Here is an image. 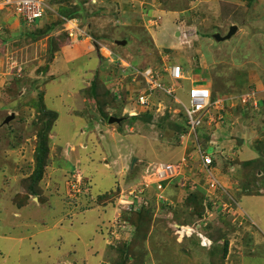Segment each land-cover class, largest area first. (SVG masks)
<instances>
[{
	"label": "rangeland",
	"instance_id": "374dc122",
	"mask_svg": "<svg viewBox=\"0 0 264 264\" xmlns=\"http://www.w3.org/2000/svg\"><path fill=\"white\" fill-rule=\"evenodd\" d=\"M44 1L49 7L38 29L8 14L0 22V36L5 41V45L0 44V76L8 72L12 80L4 78L0 86V219L16 222L17 231L22 233L19 241L23 239L0 256V264H264V1L158 0L164 9L173 11L174 21L188 20L189 25L186 37L181 35L173 43L163 38L158 45L153 44L150 31L139 27L142 23L134 28L122 25L118 13L127 8L124 0ZM76 3L81 11L76 10ZM70 14L81 30H88L92 42L100 41L89 44L94 52L88 59L83 54H70L74 44L82 40L67 33ZM150 16L148 26L152 30L161 24V18ZM84 24L95 27L97 33ZM233 24L238 29L230 39H214V34L225 35ZM122 38L127 39L124 46L113 42ZM103 40L121 50V57L114 55ZM174 52L185 57L184 71L189 76L176 92L178 100L185 101L189 83L202 78L214 98L224 99L223 118L216 121L215 131L219 137L230 139L228 146H233L236 155L230 170L231 162L223 161L205 176L212 174L220 183L223 193L216 197L220 204L229 206L218 207L219 212L218 208L210 209L205 229L195 231L203 213L208 212L204 207L201 215L190 217L191 210L185 209L184 201L188 187H173L174 180L162 192L164 199L155 201L153 211L148 210L150 215L140 213L129 219L134 231L112 237L108 215L114 217L120 193L140 182L147 162L182 159L193 150L194 143L192 136L177 139L178 129L172 121L182 123L184 117L180 116L179 103L163 91L153 92V105L147 108L152 117L148 119L144 116L147 112L135 102V94L143 90L141 78L124 81L123 89L134 90L133 94L126 95L124 90L125 95L120 90L113 94L109 87L114 79L131 73L128 66L133 63L126 56L131 55L130 60L138 56L132 59L134 63H141L139 58L143 57V63L149 57L161 59L166 55L175 63ZM61 56L70 60L68 69L58 67ZM63 69L70 76L58 74ZM90 83L94 87L90 88ZM252 89L258 105L243 106L236 96ZM158 103L164 108L154 113ZM133 108L137 113L128 116ZM10 113L16 118L2 125ZM94 115L102 116L103 122L96 119L97 125L89 126ZM107 116L123 119L108 123ZM197 132L200 134L202 128ZM202 146L212 150L208 143ZM187 155L184 164L198 166ZM250 159L255 162L244 166L243 162ZM69 172H79L80 181L83 178L79 194L69 192L68 183L73 179ZM204 173V168L193 167L185 177L202 188ZM148 193L152 197V188ZM103 194L105 198L99 200ZM215 195L211 193L210 198ZM78 197L99 203L88 204L82 212ZM51 198L55 200L47 208L34 209L36 203H47ZM236 199L238 205L234 204ZM14 207L21 212L18 218L10 217ZM98 214L103 216L98 218ZM60 217L65 219L63 227H53ZM85 220H99L98 227L94 223L85 226ZM68 221L73 222L71 229ZM34 222L38 226L48 224L49 230L35 234L29 229ZM77 233L81 238L76 239ZM198 233L211 239L212 245L203 246Z\"/></svg>",
	"mask_w": 264,
	"mask_h": 264
},
{
	"label": "built area",
	"instance_id": "2783aa9c",
	"mask_svg": "<svg viewBox=\"0 0 264 264\" xmlns=\"http://www.w3.org/2000/svg\"><path fill=\"white\" fill-rule=\"evenodd\" d=\"M49 6L44 0H0V22L3 16L6 14L20 18L25 24L31 25L35 20H40L46 13V9ZM68 34L70 37L76 36L78 39L88 38L90 35L84 33L80 26H78V21L74 18L68 20ZM78 34V35H77ZM80 35V36H79ZM128 69H131L129 76L136 78H141L143 84V90L137 91L135 94V102L142 107V111H149L147 108L149 105H153L151 102L153 98V92L156 90L163 91L168 97H172L176 103H179L181 108V113L184 117V125L186 126V131L179 134L180 140L193 137L194 149L199 160L201 168H204L206 174L210 173L213 170V162L217 159L221 151V147L217 144L216 136L213 133L206 143L212 145V150L207 151L203 148V138L198 137L197 130L204 123L210 125L216 120L222 118L221 112L223 110V100L221 98H213L211 96V91L204 85L192 83L191 86L187 89L186 100L177 99L176 92L181 87L183 80L189 79L188 74L183 70V68L178 64H167L165 67L158 66H148L141 69H135L132 66H128ZM122 79V78H121ZM170 80V82H167ZM122 82V81H121ZM119 81L117 85H114V91L116 92L117 87L121 84ZM167 82V83H166ZM254 91L242 92L237 95L242 105H254L257 106V99L254 97ZM150 107V108H151ZM160 103H158L157 108H155L154 113L161 112ZM179 112V113H180ZM136 109H131L128 111V115L136 114ZM186 157L180 159L176 163H166V162H150L146 165L145 170H143V175L140 182H137L134 186L124 189L120 193L119 201L127 209H134L133 200L142 198L143 195L149 198L148 189L153 188L154 199L163 200V190L165 185L169 183L172 179L177 177H182V180H186L188 177H185L188 173L189 164H184ZM76 171V170H75ZM183 172V173H182ZM73 175L72 181L68 183V187L72 190L69 192H75L79 189L81 174L76 172ZM212 176V174H211ZM207 177V194L209 200L210 194L216 190H222L223 188L220 183L213 179L212 177ZM82 180V179H81ZM73 184V185H72ZM183 185V183H182ZM145 204L148 203L147 200L143 201ZM207 201H205V205ZM224 205V204H223ZM228 205H224L227 207ZM208 212V211H207ZM211 215V213H210ZM119 215L114 217L113 222L111 223V235L118 238V226H119ZM208 221V218L203 216L202 223H198L195 231L201 230V226H205ZM177 225V224H176ZM178 226V225H177ZM194 232V230H193ZM201 238L202 245H209L210 240L204 237L203 234L198 233ZM203 235V236H202ZM206 241H208L206 243Z\"/></svg>",
	"mask_w": 264,
	"mask_h": 264
},
{
	"label": "crops",
	"instance_id": "0c3cea01",
	"mask_svg": "<svg viewBox=\"0 0 264 264\" xmlns=\"http://www.w3.org/2000/svg\"><path fill=\"white\" fill-rule=\"evenodd\" d=\"M260 1H264V0H260ZM261 2V3H262ZM260 3V2H259ZM264 3V2H263ZM80 6V4H77L76 3V6ZM79 6L77 7V9H79ZM101 5H98V7H100ZM123 6H126L127 8V10L125 9V10H123V11H121V13L119 12L118 14L119 15H121L120 17H121V21H122V25H124V26H128V28L129 27H132V28H134V27H138V25L140 24V23H142L139 27H142L143 29L145 28L146 29V32H151V34H152V38H153V44L155 45H158L159 43H157V42H160V40H161V42H162V40H163V38H166V40H169L171 43H173L174 41H176L175 39H181L180 37H181V35H183V36H187V35H185V32L188 30V26L189 25H186L187 24V22H188V20H186L185 22H183L182 23V20L180 21L179 20V22L177 21H174V18L172 19V15H171V13L173 12L172 10H169V9H164V7H162V6H160V3H159V1L158 0H124V2H123ZM80 10H82V7L80 6ZM102 11V10H101ZM125 11H127V12H125ZM55 12H56V10H55ZM57 13V12H56ZM150 14H152V15H155V16H157L158 18H159V21H160V18H161V21H160V25H155L156 26V28H152V30H149V26L148 25H150L151 24V16H150ZM79 15L81 16V14L79 13ZM82 17V16H81ZM80 17V18H81ZM82 20V19H81ZM153 20V19H152ZM158 21V22H159ZM119 22V21H118ZM83 23V22H82ZM121 23V22H120ZM156 23V22H155ZM183 24V25H182ZM167 27V28H166ZM84 28H86V29H94V31H93V33L95 34V32H96V28L95 27H92V25H90V24H84ZM172 28H173V30H172ZM185 28H187L186 30H185ZM175 29V30H174ZM82 31L84 32V33H87V34H89L88 33V30H83L82 29ZM179 32V34H178V36H176V32ZM192 31V30H191ZM145 32V31H144ZM97 33V32H96ZM134 34L135 35H137V36H139L140 35V33H138V32H136V31H134ZM164 35H166V37H163ZM233 36V35H232ZM231 36V37H232ZM92 37V36H91ZM91 37H90V39H88V38H83L82 40H80V41H78V42H76L75 44H74V47H73V49H71V51H70V54H71V56L73 57V56H79V55H81L82 56V54L84 55V56H86V58L88 59V56L91 54V53H93L94 51H92L91 49L89 50V48L91 47L89 44L91 43V44H93V45H98V43H100V41L97 39L96 41H95V43L94 42H90L89 40H92L93 39V37H92V39H91ZM167 37H169V38H167ZM230 37V38H231ZM229 38V39H230ZM124 38H122V39H113V42L115 43V41L116 40H123ZM86 40H88V42L86 41ZM94 40V39H93ZM226 41V40H225ZM103 42L105 43V45L108 47V49L109 50H111L112 52H113V54L114 55H116L117 57L119 56V57H121V50H117L116 48L114 49L113 47H111V46H109L107 43H106V41H104L103 40ZM103 44V43H102ZM125 44H127V39H126V43ZM168 45H169V43H167ZM174 45V44H173ZM172 45V46H173ZM169 47V46H168ZM67 51H69V50H67ZM67 56H68V54H66ZM67 56H61V60H60V65L58 66V67H61L62 65L64 66L65 65V67L68 69L69 67L67 66V63L68 62H70V60L67 58ZM174 56H175V58L178 60V61H176L175 63L174 62H171L170 61V59L168 58V56H166V55H164V56H162L161 57V59H160V56H158V58L157 59H155V58H147V61H145V62H143L142 63V61H144L143 59V57H141V58H139L140 59V62L141 63H134L133 61H132V59L135 57V56H133L132 58H131V60L128 58V57H131V55H128V56H126L127 58L126 59H128L130 62H132L133 64H141V66H146V67H148V66H158V67H165L167 64H178V65H180V66H183V65H186L187 64V62H186V59H185V57H178L177 55H176V52H174ZM174 56L173 55H171V57L175 60V58H174ZM135 58H137L138 59V56L137 57H135ZM185 59V60H184ZM150 62V63H149ZM132 64V65H133ZM149 64V65H148ZM92 65V64H91ZM96 65V64H95ZM94 65V66H95ZM97 65H98V62H97ZM1 66V65H0ZM99 66V65H98ZM183 67H185V66H183ZM85 69H87L86 67H85ZM80 70V69H79ZM60 71V70H59ZM11 73V72H10ZM58 74H61V75H63L64 74V69H63V72L62 73H58ZM94 74V72L92 73V75ZM10 75L11 74H9L8 72H5L4 74H3V76H0V82H1V84H0V86H2V84H4L5 83V79L4 78H7V79H9V81L11 80L10 79ZM67 75H69L70 76V72H68V73H66V74H64V76H67ZM92 75L90 76L91 78H92ZM12 77V76H11ZM130 78H131V76H129V75H124L123 77H122V79L121 78H116V79H114L113 80V83H112V85L109 87L110 89H112V92L114 91V85L116 84L117 85V83L120 81H122L121 82V84H119L118 86L119 87H117V90H120L122 93V95H127L128 93H131V94H133L134 93V90H124L123 88H124V84L126 83V82H128L129 80H130ZM193 80V79H192ZM191 80V81H192ZM12 81V80H11ZM55 81H56V79H55ZM114 81H116V82H114ZM124 81H126L125 83H124ZM200 82H203V83H205L206 85H207V83H206V81L202 78V79H200L199 80ZM199 81L198 80H193L192 81V83H199ZM167 82H170V80H168ZM166 82V83H167ZM91 83H93V82H91ZM91 83L89 84V86L91 85ZM130 83V82H129ZM59 84V83H58ZM143 84V83H142ZM141 84V85H142ZM191 85V82L189 83V85L188 86H190ZM53 86H57V84H55V85H53ZM128 86V85H127ZM3 87V86H2ZM210 87V86H209ZM81 89H82V87H81ZM123 90H124V92H125V94H124V92H123ZM256 91H257V89H255ZM46 92V91H45ZM136 92V91H135ZM115 93H118V91H116V92H113V94H115ZM58 94V93H57ZM66 94H67V96H70L71 95V92H69V91H67L66 92ZM129 96V95H128ZM82 101H83V103L85 104V101H86V99H85V97H82ZM47 105V104H46ZM48 106V105H47ZM126 109H128L127 107H125ZM48 109H49V106H48ZM133 109H135V108H133ZM57 111V110H56ZM99 111V110H98ZM58 112V111H57ZM56 112V113H57ZM100 112V111H99ZM60 113V112H59ZM58 113V114H59ZM15 114V113H14ZM99 114V113H98ZM94 118H90V122H89V126H90V123L91 124H96L97 125V123L95 122L96 121V119L97 120H99V122H103V118H102V116L101 117H99L98 115H94L93 116ZM16 118V115H15V117H14V119ZM107 122H108V120H107ZM87 125V126H88ZM84 127H85V125H84ZM99 127V126H98ZM89 129H91V128H89ZM81 131L82 132H84L85 130H83V126H82V129H81ZM218 131V130H217ZM218 134V133H217ZM101 136L103 137V136H105V134H104V132H103V134L101 133ZM224 136H226V135H221V137H222V139H224ZM192 151V150H191ZM179 152H181L180 150H179ZM182 152H183V150H182ZM183 156H184V154H183ZM179 159V158H178ZM178 159H175L174 161H177ZM168 161V160H167ZM174 161H170V162H174ZM79 168V167H78ZM0 175H1V173H0ZM252 196V195H251ZM53 200H55V199H53ZM52 198L51 199H48V201H47V203H41V202H38V203H36V208H34V209H38L39 207H43V205H46V208L49 206V204L50 203H52ZM83 199H82V197H78V200H77V204H79V207H80V210L83 212L86 208H88V204H90L89 205V207H91V206H93V205H96V204H92L91 202H90V200H88L86 197H84V200L82 201ZM56 201H60L59 200V198L56 200ZM85 201V202H84ZM27 207V206H26ZM25 207V208H26ZM31 207V206H30ZM99 209L100 207H93V209ZM18 209H16L15 207H14V209H11L10 211H9V214H10V217H11V214H13L14 216H16V218H18V217H20V215H21V212H19V211H17ZM102 215V214H101ZM101 215H99L98 214V218H100L101 217ZM74 216V215H73ZM73 216H70V218H72ZM103 216V215H102ZM47 218H45V221L46 222H48L49 223V216H46ZM111 216H109L108 215V218H107V221H108V219L110 218ZM64 221H65V219H64V217H60V218H58V219H56V221H55V224L53 225V227H56V226H60V227H63V225H64ZM98 221L99 220H97V221H95V220H93L91 223H87L86 222V220L84 221V224H85V226H91L93 223H94V227L96 228V227H98ZM101 223V222H100ZM33 225H32V227L30 226V228L29 229H32V231L35 233V234H42L44 231H48L49 230V227H48V224L46 225V224H44V225H41V226H38L37 225V223L36 222H34V223H32ZM67 227H69L70 229L73 227V222H71V221H68L67 222ZM16 222H10V221H8V222H6L5 220H1L0 219V241H1V243H0V256L1 255H6V252H7V250L9 249V248H11V246L13 245V244H17L18 242L17 241H19V239L21 238V236H22V233L21 232H18L17 231V228H16ZM84 226V225H83ZM82 226V227H83ZM95 228H93V229H95ZM81 231H82V228H81ZM12 232L15 234V235H12ZM21 233V234H20ZM75 234V233H74ZM81 233H77V235H76V239H78V238H81ZM23 238V237H22ZM23 240V239H22ZM22 240H20V241H22ZM26 240V239H25ZM19 241V242H20ZM95 244H97V243H95ZM60 261V260H59ZM57 262V263H60V262Z\"/></svg>",
	"mask_w": 264,
	"mask_h": 264
},
{
	"label": "clouds",
	"instance_id": "9594fccd",
	"mask_svg": "<svg viewBox=\"0 0 264 264\" xmlns=\"http://www.w3.org/2000/svg\"><path fill=\"white\" fill-rule=\"evenodd\" d=\"M69 19H73V18H68V19H66V22H68V20ZM67 31V30H66ZM67 33H68V31H67ZM236 33V32H235ZM81 39H83V38H81ZM92 39V38H91ZM215 39V38H214ZM216 40V39H215ZM228 40V39H227ZM91 41H93V39L91 40ZM225 41V40H224ZM132 66V65H131ZM132 67H134V66H132ZM182 67V66H181ZM142 68V67H141ZM144 68V67H143ZM183 68V67H182ZM184 70V69H183ZM183 83V82H182ZM196 84H200V83H196ZM191 85H192V83H191ZM190 85V86H191ZM201 85H204V86H206L210 91H211V89L209 88V86L208 85H206L205 83H203V84H201ZM253 90V89H252ZM239 95V94H238ZM211 96H212V92H211ZM172 98V97H171ZM214 98V97H213ZM217 98V97H216ZM259 102V101H258ZM257 105H258V103H257ZM244 106V105H243ZM224 111H222L221 112V114L223 113ZM223 115V114H222ZM129 116V115H128ZM181 117L183 116V113L180 115ZM109 118V117H108ZM223 118V117H222ZM221 118V119H222ZM220 119V120H221ZM108 120V119H107ZM220 120H216L215 119V122H213V123H211V124H213L212 125V127H205V124L206 123H204L203 125H204V127L206 128V129H209L210 130V133H209V136H207V137H205V138H203L204 137V135H203V133H201V135H199L198 134V132H197V134H198V137H201V138H203V144H205L207 141H208V139L211 137V135L214 133L215 134V136H216V141H217V144L221 147V151L223 152V153H219L218 154V156H217V159L216 160H214V164H213V168L215 169V166H218V164L219 163H222L223 161H227V162H231V164L230 165H228V168H229V170H230V168H231V166H232V161H233V155H236V153L234 152V151H236L234 148H233V146H228V145H230V139H228L227 137H224V139H222V137H219L218 135H217V132L215 131V126H216V121H220ZM183 123V122H182ZM184 124V123H183ZM210 124V125H211ZM203 125H201L202 127H203ZM200 126V127H201ZM199 127V128H200ZM199 130V129H198ZM197 130V131H198ZM183 143H179V145H182ZM193 150L192 151H190V153L187 155V154H185L183 157H185L186 155L188 156V158H189V160H192L193 158L196 160V162L198 163V166L197 165H193V163H191L190 162V164H189V167H190V169H188V172L191 170V168H196V167H198V168H201V167H199L200 166V163H199V160L197 159V155H196V153H195V149H194V147L192 148ZM180 161V158H179V160H177V161H174L173 163H176V162H179ZM150 162H166V163H168V161H166V160H151V161H148L147 162V164L148 163H150ZM170 163V162H169ZM146 164V165H147ZM219 166H220V164H219ZM222 166V165H221ZM220 166V167H221ZM76 170H78L79 171V169H77L76 168ZM132 171V170H131ZM130 171V174H132V172ZM69 174L71 175V172H69ZM206 175V173H204L203 175H201V179H202V190H204V195H205V198H204V200H203V206L205 207V211L207 212L208 211V214H206V213H204L203 214V216H205L206 218H207V216L208 217H210V213H209V210L210 209H216V208H226V207H224V205L223 204H220L219 203V200H218V197H216L217 196V194L219 193L220 194V196H221V194L223 193V191L222 190H216L215 191V193H216V195L214 196V198H211L210 200H209V198H208V192H207V183H206V179H207V176H205ZM83 179V178H82ZM175 180V181H174ZM177 180H180L181 181V183L179 184L178 182H176ZM174 181V182H173ZM171 182H173L172 183V185L171 186H175V185H177V186H179V187H184V188H186L185 186H187L188 187V192H192V191H194L195 189H197L199 186H198V183L197 182H194V181H192V182H190L189 181V179L187 178V180L186 181H184V180H182V177H177V178H174V179H172L169 183H167L166 185H165V188H164V190L163 191H165L168 187L167 186H169V184H171ZM184 182V183H183ZM137 182H135V183H133L130 187H132V186H134L135 184H136ZM182 183H183V185H182ZM175 184V185H174ZM81 185H82V180H81V182H80V186H79V189L77 190V191H75L74 193H77V194H79L80 193V190H81ZM130 187H128V188H130ZM224 189V188H223ZM149 190V189H148ZM152 190H153V188H152ZM186 190V191H187ZM189 194V193H188ZM188 194L186 195V197L188 196ZM148 195H149V193H148ZM120 198V197H119ZM118 198V199H119ZM97 200V199H96ZM96 200L95 201H91V203H96V205H98V203L99 202H96ZM145 200H147L148 201V203L147 204H145L143 201H145ZM118 202H116V204H115V208H114V210H115V212H114V217L116 216V215H119L120 217H119V226H118V231H119V233H121V234H123V231H126L127 232V234H129V232H131V231H134V230H132L131 229V222H130V220H132V216H134V215H136L137 216V214L138 213H141V212H143L144 210H148V209H151L152 208V211H153V209H154V207H155V205H154V203H155V201H157V200H155L154 199V191H153V193H152V197H150V195H149V198L147 199V197L145 196V195H143L142 196V198H138V199H134L133 200V207H134V209H131V210H127L122 204H121V202L119 201V200H117ZM159 201V200H158ZM205 201H207V204L205 205ZM210 202V203H209ZM234 204L235 205H238V200L236 199L235 201H234ZM229 206V205H228ZM219 208H218V212H219ZM235 208V207H234ZM230 209H233V208H230ZM237 209V208H236ZM234 210V209H233ZM216 212V211H215ZM212 214V213H211ZM112 217V216H111ZM114 217H112V218H109L108 219V222H113V220H114ZM128 217H130V218H128ZM130 219V220H129ZM111 223L109 224V227H108V232H109V235L110 236H112L113 237V235H111ZM208 223V222H207ZM207 223H206V225H207ZM206 225L205 226H203V227H201V230H204L205 229V227H206ZM204 232V231H203ZM118 233V234H119ZM194 234V233H193ZM205 234V233H204ZM212 240L210 239V244L212 245ZM203 245V246H211V245Z\"/></svg>",
	"mask_w": 264,
	"mask_h": 264
},
{
	"label": "trees",
	"instance_id": "16d2710c",
	"mask_svg": "<svg viewBox=\"0 0 264 264\" xmlns=\"http://www.w3.org/2000/svg\"><path fill=\"white\" fill-rule=\"evenodd\" d=\"M76 6V5H75ZM66 10V9H65ZM76 10H80V9H77L76 8ZM76 12V14L77 15H79V12ZM81 11V10H80ZM76 17V16H75ZM69 18H74V17H72L71 16V14H70V17ZM24 24H25V22H24ZM40 24H42L41 23V20H35V22H33L31 25L33 26V27H36L37 29L38 28H40L41 26H40ZM0 44L1 45H5V41H4V38H2L1 36H0ZM134 65V64H133ZM183 67V66H182ZM183 69H184V67H183ZM94 83V82H93ZM95 84V83H94ZM92 87H94V85L93 84H91L90 85V88H92ZM251 89V88H250ZM212 97H213V94H212ZM147 113H145L144 114V116L146 117V118H148V119H150L151 117H152V115H151V113L149 112V111H146ZM149 112V113H148ZM144 117V118H145ZM107 118H108V116H107ZM172 123H174L173 125L178 129L177 130V132H175L176 134V137H177V139H179V134L180 133H182V132H184V131H186V126L183 124V123H179V122H175V121H172ZM202 128V132L201 133H203V135H204V137L203 138H205V137H207V136H209V133H210V130L209 129H206L205 127H200V128H198V129H201ZM201 133L199 134V135H201ZM202 137V136H201ZM251 160V161H250ZM250 160H247V161H244L243 162V165L244 166H248L249 164H251V163H254L255 162V159H250ZM246 164H248V165H246ZM242 165V166H243ZM259 171H261V170H259ZM262 172V171H261ZM119 190H120V188H119ZM104 196H106V194H103V195H100L99 197H98V199L100 200L102 197L103 198H105ZM204 198H205V195H204V190H202L201 188H197V189H195L194 191H192V192H189V194H188V196L185 198V209L186 208H189L191 211H190V217H194V216H199V215H201V213L204 211V204H203V200H204ZM210 203V202H209ZM149 210V209H148ZM148 210H144L143 212H141L142 214H147V213H149L148 215H150V213H151V211H148ZM187 212V211H186ZM204 214V213H203ZM138 216H140V213H138L137 214ZM137 220H139V218L137 219Z\"/></svg>",
	"mask_w": 264,
	"mask_h": 264
},
{
	"label": "water",
	"instance_id": "95a60500",
	"mask_svg": "<svg viewBox=\"0 0 264 264\" xmlns=\"http://www.w3.org/2000/svg\"><path fill=\"white\" fill-rule=\"evenodd\" d=\"M237 26L235 24L230 25L228 28V31L225 35H221L219 33H216L213 35V37L217 40V41H224L229 39L232 35L235 34V32L237 31ZM179 32H176V36H178ZM126 43V40H116L115 44L120 45V46H124ZM15 117L14 113H10L9 115H7L3 121H2V125L3 124H8L11 120H13ZM123 118L121 117H117V116H109L108 118V123H119L122 121ZM134 160V159H133Z\"/></svg>",
	"mask_w": 264,
	"mask_h": 264
}]
</instances>
